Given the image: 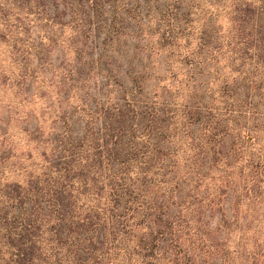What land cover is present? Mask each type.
Segmentation results:
<instances>
[{
    "label": "trees",
    "instance_id": "1",
    "mask_svg": "<svg viewBox=\"0 0 264 264\" xmlns=\"http://www.w3.org/2000/svg\"><path fill=\"white\" fill-rule=\"evenodd\" d=\"M262 244L264 0H0V264Z\"/></svg>",
    "mask_w": 264,
    "mask_h": 264
},
{
    "label": "rangeland",
    "instance_id": "2",
    "mask_svg": "<svg viewBox=\"0 0 264 264\" xmlns=\"http://www.w3.org/2000/svg\"><path fill=\"white\" fill-rule=\"evenodd\" d=\"M129 37H128V41L126 42V40H122L121 42H118L117 44L115 45H112L110 46V50L109 51H112V50H115L116 52H118V54L120 55H125L127 53H129L128 49H129ZM92 49L91 47L88 48L87 52H91ZM138 53V52H136ZM133 57L135 58L136 61H138V56L137 54H132ZM86 56H89L88 54H86ZM122 62L120 61H116V66H122L123 64H121ZM211 224L212 226H214L215 222H216V218L215 217H212L211 218ZM197 249H199V245L197 247ZM261 255L259 256H256V261L252 260L251 259V256L248 254L250 252V248L249 249H245V251H243L242 254H234V253H231L230 255H228V258L227 260L225 261L224 264H264V245L262 244V249H261ZM257 252V251H255ZM207 255H211L213 253H215L213 250H211L210 252H206ZM219 264V262H218Z\"/></svg>",
    "mask_w": 264,
    "mask_h": 264
}]
</instances>
